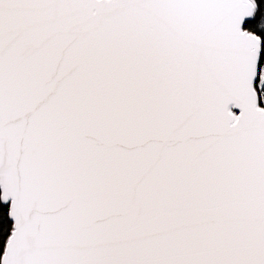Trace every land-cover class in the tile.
I'll return each mask as SVG.
<instances>
[{"label": "snow or ice", "instance_id": "6c2138e0", "mask_svg": "<svg viewBox=\"0 0 264 264\" xmlns=\"http://www.w3.org/2000/svg\"><path fill=\"white\" fill-rule=\"evenodd\" d=\"M262 47L264 0H0L2 264H264Z\"/></svg>", "mask_w": 264, "mask_h": 264}, {"label": "trees", "instance_id": "16d2710c", "mask_svg": "<svg viewBox=\"0 0 264 264\" xmlns=\"http://www.w3.org/2000/svg\"><path fill=\"white\" fill-rule=\"evenodd\" d=\"M258 2H259V0H258ZM261 68H264V47H262V51H261V63L258 66L257 81L259 80V74H260ZM261 106H264V104H262ZM5 227H6L5 234L0 233V264H2V257H3L4 251H5L8 235H10V233H11V221L6 222Z\"/></svg>", "mask_w": 264, "mask_h": 264}, {"label": "water", "instance_id": "95a60500", "mask_svg": "<svg viewBox=\"0 0 264 264\" xmlns=\"http://www.w3.org/2000/svg\"><path fill=\"white\" fill-rule=\"evenodd\" d=\"M4 255V254H3ZM2 259H3V257H2Z\"/></svg>", "mask_w": 264, "mask_h": 264}]
</instances>
